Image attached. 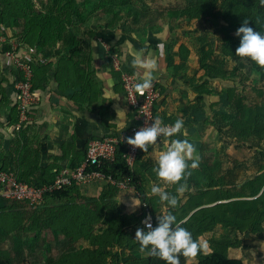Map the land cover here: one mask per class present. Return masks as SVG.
Returning a JSON list of instances; mask_svg holds the SVG:
<instances>
[{"label":"trees","instance_id":"16d2710c","mask_svg":"<svg viewBox=\"0 0 264 264\" xmlns=\"http://www.w3.org/2000/svg\"><path fill=\"white\" fill-rule=\"evenodd\" d=\"M184 1L187 3L186 8L176 9L174 13L170 12L169 16H166L168 19L161 18L159 23L164 25L170 21L172 30L186 29L190 35L192 24L203 22L207 37L213 35L219 41L220 46L215 48L209 44L199 49L196 41L189 38V35L180 34L178 51L168 58V65L170 68L173 67V58L178 56L180 62L175 68L176 72L182 70L184 74L189 75L196 83V90L203 96L212 95V92L207 91V87L213 86L212 83L216 86L220 82L229 83L223 109L218 119L221 126L218 132L224 136L226 141L234 140V144L247 148L252 152L254 159L242 160L237 164V161L233 162L229 157L224 156V160L209 161L210 164L207 161V164L195 172L188 170L190 175L181 181L184 184L188 181L187 193L184 192L188 195V200L183 203L185 195L182 197L183 194H179L178 206L175 209H169L164 203L158 201V197H156L158 204L148 198L146 184L140 178L143 151L135 165L130 168L123 157L125 154L123 146L113 163H105L100 168L94 167V170L100 171L106 180L112 179L117 185L125 184L127 188L133 189L139 195L143 209L139 218H134V215H120L118 220L113 221L104 230L102 238L115 239L118 245L120 244L126 250L129 249L134 257L142 260L140 264H164V261L139 250L135 233L138 228H144L142 220L147 209L154 217V227L158 215L172 211L178 221L183 222L181 226L187 228L194 239L200 241L201 238L202 240L200 241L202 250L197 256L188 259L181 257L180 264H244L239 259L230 258L228 246L231 244L225 236L219 238L216 230L230 229L243 236L247 233L253 236L264 235V85L259 83L249 90L250 82L248 78H244V71L238 66L229 68V62L238 64L245 62L253 70L264 71V67L235 55V49L239 46V38L235 32L243 21L247 20L248 26L254 31L264 32V4H261V0ZM17 6L19 8L16 11ZM149 16L150 12L144 13L139 4L132 1L123 4L122 0H24L21 5L12 6V18L15 17V22L20 20L16 24L22 27L21 33L15 35V41L21 52L24 49H53L59 42L66 43L71 35L80 31L81 24L90 17H98L97 19L100 20L108 19L114 25H125L128 21L130 29L134 30L142 27L148 21ZM8 18L9 16L4 15L1 17V30L5 23L7 25L10 23ZM3 37L5 40L0 45V60H4L5 54L11 50V42L14 38L6 33ZM71 62L72 60L70 64ZM30 64L33 73V91H35L41 87L42 83L47 82V76L44 77L45 69L43 70L31 61ZM20 79L15 71L7 74L0 68V101L2 104L12 106V99L9 100L7 90L12 88V84L16 85ZM32 110L29 114V121L22 129H16L18 132L23 131V128L30 122ZM13 122L17 127L19 112L16 101L13 105ZM164 122L174 124L175 119L174 117L169 118ZM10 124L12 125V110ZM169 141H163V143L169 144ZM234 163L239 165L245 173L254 169L257 174L251 178L246 177L240 184H236L233 179H237L238 174L235 166L233 167ZM61 170L51 176L38 174L36 170L16 172L9 164L0 167V171L14 172L18 180L37 188L52 184ZM148 172L153 174L151 170ZM109 185L119 188L110 183ZM160 186L162 191L177 195V186L173 185L170 189ZM77 187L48 193L44 201L61 198ZM0 200L6 199L0 197ZM161 206L165 207L164 210L160 208ZM158 211L161 214H158ZM138 223L140 226L133 230ZM208 248L209 251H207ZM104 256L108 259L111 252L105 253ZM71 257L73 258L72 255L68 256V259ZM74 259L78 260L76 257Z\"/></svg>","mask_w":264,"mask_h":264},{"label":"crops","instance_id":"0c3cea01","mask_svg":"<svg viewBox=\"0 0 264 264\" xmlns=\"http://www.w3.org/2000/svg\"><path fill=\"white\" fill-rule=\"evenodd\" d=\"M94 20L100 24L89 22L86 28L81 26L66 43L59 42L53 49L24 50L31 63L45 69L47 82L35 89L40 102L32 110L30 122L20 132L13 122L15 85L7 90L12 106L0 105V167L9 164L16 172L36 170L38 174L52 176L61 169L79 166L91 140L109 138L130 127L134 116L126 99L121 72L115 70L111 62L114 55L118 56L122 73L137 74L141 80L146 69L135 65L133 60L138 55L142 62L155 59L157 66L152 71V84L160 92L155 112L162 121L173 117L175 121H184L182 133L173 139H187L193 145L192 160L198 159L199 163L198 167L189 170L195 172L207 161L210 164L224 160V156L231 160L235 158L234 140L225 141L216 128L229 83L220 82L218 86L212 83L213 86L206 89L212 95L203 96L189 75L182 70L176 72L180 62L178 56L173 58V67L168 65V58L178 51L180 34L188 36L187 30H172L167 25L160 31L154 28L131 30L128 21L125 25H114L108 19ZM233 63L232 67L238 66ZM0 68L7 74L14 71L5 59L0 60ZM170 143H155L141 154L140 178L146 184L148 198L153 197L150 191L155 184L173 187L158 180L153 172L156 159ZM249 156L252 157L250 151ZM240 181L235 182L240 184ZM188 187L187 183L186 193ZM121 190V212L130 197L141 205L140 197L133 189ZM187 200L188 195H185L182 202ZM160 208L164 210L165 207Z\"/></svg>","mask_w":264,"mask_h":264},{"label":"rangeland","instance_id":"374dc122","mask_svg":"<svg viewBox=\"0 0 264 264\" xmlns=\"http://www.w3.org/2000/svg\"><path fill=\"white\" fill-rule=\"evenodd\" d=\"M23 1L0 0V19L3 15L9 16L10 22L3 25V30L0 29V40H5L3 36L6 33L11 38L13 36V43L18 45L15 35L21 33L22 27L16 24L20 20L15 22V17L12 18V6L21 5ZM127 1L139 4L144 13L150 12L148 21L142 27H138L146 31L151 28L160 31L166 25L169 29L170 21L163 25L159 20L169 16L170 12L174 13L176 9L186 8L187 4L184 0H122L123 4ZM18 8L19 6L16 7V11ZM94 19V17L86 19L81 26L86 28L89 22L92 24L98 22ZM202 23L192 24L191 29L189 28L192 32L189 38L196 41L199 49L209 44L219 48V41L213 35L207 37V31ZM184 30L186 29L181 31ZM236 64L244 71V78H248L249 90L259 83L264 85V71L253 70L245 62ZM233 65V62H229L230 69ZM0 105L2 106L1 101ZM216 125L218 129L220 123L217 121ZM233 145L237 153L234 155L235 160L231 161H237V164L242 160L251 161L253 157H247L249 151L247 148L241 147L240 144ZM236 163L234 166L239 178L233 179L234 182L257 174L254 169L245 173ZM132 198L125 202L126 205L123 207L125 209L121 212L120 189L110 187L105 182H94L78 186L61 198H51L40 204L0 200V264H140L142 260L134 257L129 249L118 245L115 239L102 238L104 230L113 221L118 220L120 215L140 217L143 204L140 201L141 205L136 206L133 212L132 208L138 203ZM149 199L158 204L155 196ZM139 226L140 223L133 230ZM216 232L219 238L225 236L232 245L228 246L231 259H239L244 264L264 263V235L253 236L247 233L243 236L230 229L221 228ZM108 252H111V256L105 259L104 254ZM70 255L73 258L68 259Z\"/></svg>","mask_w":264,"mask_h":264},{"label":"clouds","instance_id":"9594fccd","mask_svg":"<svg viewBox=\"0 0 264 264\" xmlns=\"http://www.w3.org/2000/svg\"><path fill=\"white\" fill-rule=\"evenodd\" d=\"M261 4H264V0H261ZM235 35L239 38L235 55L264 67V32L254 31L245 20L236 30ZM133 63L146 69L141 82L134 86L135 90L142 95L152 86V71L157 66L156 61L151 59L142 62L138 55ZM183 126L182 119H177L171 126H162L157 118L150 126L142 127L133 137L127 138L126 143L147 152L159 137H173L181 134ZM194 151L193 145L187 139H173L167 149L156 159L153 172L158 180L166 185L177 186V195L162 191L159 184L151 187L153 196L158 197V201L164 203L169 209H175L178 206V195L186 189V184L181 181L190 175L188 170L198 167V159L192 160ZM190 160L191 163H189ZM136 206L139 205H134L133 212ZM182 223L172 211L157 216L155 227L151 217H146L144 228H138L135 233L139 250L164 261V264H180L181 257L186 259L196 257L202 250V244L198 239L193 238L187 228L181 226Z\"/></svg>","mask_w":264,"mask_h":264},{"label":"built area","instance_id":"2783aa9c","mask_svg":"<svg viewBox=\"0 0 264 264\" xmlns=\"http://www.w3.org/2000/svg\"><path fill=\"white\" fill-rule=\"evenodd\" d=\"M3 41L0 40V45ZM111 59L114 69L122 72L118 56L114 55ZM5 60L21 78L15 85L16 105L19 112V123L16 129L19 130L29 121L30 111L39 104L40 98L33 91V73L30 59L26 56L25 51L21 52L19 46L11 42V50L5 54ZM121 79L127 102L134 116L130 127L109 138L91 140L83 162L75 169H62L50 185L37 188L32 184L18 180L14 172L0 171V197L9 201L40 204L44 202L48 193L99 181L108 182L122 190H129L130 188H127L125 184L117 185L112 179L106 180V177L100 171L94 170V167L100 168L105 163H113L123 146L125 148L123 157L128 167L132 168L135 165L142 150L128 145L126 140L133 137L142 127L150 126L158 118L155 108L160 99V92L152 84L151 88L144 91L142 95L138 93L134 86L141 82V78L137 74L123 72ZM159 120L162 126L172 125L165 123L160 118ZM173 137H159L156 143L169 141ZM146 217H151L154 226V217L149 209L146 210V215L142 220L143 226Z\"/></svg>","mask_w":264,"mask_h":264}]
</instances>
